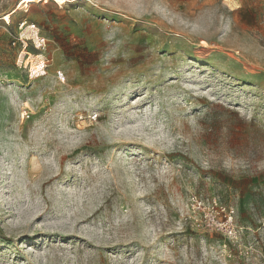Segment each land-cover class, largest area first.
<instances>
[{
    "label": "rangeland",
    "instance_id": "obj_1",
    "mask_svg": "<svg viewBox=\"0 0 264 264\" xmlns=\"http://www.w3.org/2000/svg\"><path fill=\"white\" fill-rule=\"evenodd\" d=\"M0 264H264V0H0Z\"/></svg>",
    "mask_w": 264,
    "mask_h": 264
},
{
    "label": "built area",
    "instance_id": "obj_2",
    "mask_svg": "<svg viewBox=\"0 0 264 264\" xmlns=\"http://www.w3.org/2000/svg\"><path fill=\"white\" fill-rule=\"evenodd\" d=\"M5 20H6L7 24H9V21H7L6 17H5ZM18 31H19L20 39L23 38V40H24L25 35L29 34L31 39L34 41V44L37 47H41V46L45 45L46 39L40 35L39 27L35 23H32L28 20H24L23 22L20 23V27H19ZM26 46H27V42L25 41V47ZM24 54H25V51H24ZM33 70H34L35 75H37V76L42 75L43 72L45 71L44 60H41L39 63H36ZM191 202H192L193 206L197 209L198 212L201 213L202 211H204L206 217H209V215H214V214H210L208 211H206L208 207H207V201L205 199L200 198L198 196H193L191 198ZM232 218H233V216H232V214H230L226 221H220L219 219H217L214 216L210 219L209 224L211 226L223 228L224 226L228 225L227 222L232 220ZM225 228H226V231H228L229 235L232 236L234 234V229H232L230 227H225Z\"/></svg>",
    "mask_w": 264,
    "mask_h": 264
}]
</instances>
